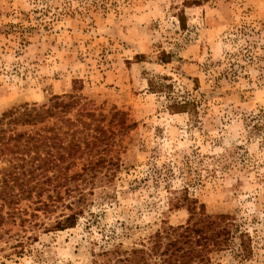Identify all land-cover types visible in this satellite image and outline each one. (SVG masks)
Listing matches in <instances>:
<instances>
[{
	"label": "rangeland",
	"instance_id": "rangeland-1",
	"mask_svg": "<svg viewBox=\"0 0 264 264\" xmlns=\"http://www.w3.org/2000/svg\"><path fill=\"white\" fill-rule=\"evenodd\" d=\"M184 1L0 0V115L53 95L77 101L16 128L49 137L30 153L56 157L41 199L60 198L34 211L32 190L3 208L0 264H103L104 251L150 247L188 219L184 194L251 236L246 259L235 244L192 264H264V0ZM14 153L0 151V177ZM34 173L31 186L45 179ZM69 204L75 225L53 229Z\"/></svg>",
	"mask_w": 264,
	"mask_h": 264
},
{
	"label": "trees",
	"instance_id": "trees-1",
	"mask_svg": "<svg viewBox=\"0 0 264 264\" xmlns=\"http://www.w3.org/2000/svg\"><path fill=\"white\" fill-rule=\"evenodd\" d=\"M205 0H185L184 3L191 5H199ZM180 27H185V15L183 11L177 14ZM10 26V27H9ZM6 33L15 31H24L22 27H14L9 25ZM17 28V29H16ZM19 28V29H18ZM30 28V27H29ZM171 54L166 51H161L159 60L168 62ZM148 85L152 90H158L159 86H165L164 83H153L148 80ZM69 100L64 101L62 96L53 95L51 103L46 107L31 106L24 104L20 107H12L0 115V151L19 152L11 159H8L9 167L2 172L0 177V225L4 221L2 210L6 205L12 202L31 197L32 190H36V203L33 207L34 211H50L54 202H58V192L55 196L47 195V201L41 199L42 192L45 190V181L50 179L48 172L50 169L56 168V157L50 152L46 151L44 156H32L30 151H38L41 145L46 146V136L37 137L35 134L18 132L17 126L36 125L43 122L49 117H54L56 114L69 113L76 105V100L73 95H69ZM192 102L189 101H174L171 107L174 109H184ZM91 115L92 114H87ZM63 118V117H62ZM62 121L70 124L69 118H63ZM49 130H54L48 127ZM93 130L104 133V128L96 124ZM26 135L22 145V138ZM34 141L33 143H31ZM12 145H9L10 143ZM77 146L75 142L71 146ZM15 154V153H14ZM70 154V152H68ZM30 156L26 159V156ZM37 157V158H36ZM62 158V155H60ZM59 160V157H58ZM30 166H28V164ZM27 164V165H26ZM92 169V167H90ZM87 168V169H90ZM35 170H40L45 177L37 185H30L28 177L35 174ZM67 178L65 177V180ZM44 182V183H43ZM17 187L15 191L14 187ZM37 188V189H36ZM48 190V189H46ZM182 204H186L189 212L188 219L184 224L176 226H166L158 229L154 235L151 236L150 247L142 246L132 248L130 251L121 252L114 248L103 252L106 256V261L103 264H192L194 262L204 263L209 260V254L214 251H221L232 248L236 244L235 255L239 260L246 259L251 254V236L248 231L240 229L235 217L229 213L209 214L205 211L203 203H198L194 198L184 194L181 200ZM71 213L64 215L61 219L55 221L52 225L53 229L62 230L68 227H73L77 219L78 212H75L71 204L66 205ZM8 214V212H7ZM13 214V213H9ZM31 215L36 216L35 212ZM152 258H155L152 260ZM156 258H159L157 261ZM151 259L152 261H149ZM113 261V262H112Z\"/></svg>",
	"mask_w": 264,
	"mask_h": 264
}]
</instances>
